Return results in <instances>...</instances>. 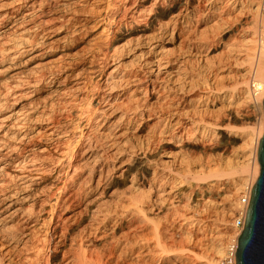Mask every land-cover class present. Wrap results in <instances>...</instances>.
<instances>
[{
  "label": "bare ground",
  "instance_id": "obj_1",
  "mask_svg": "<svg viewBox=\"0 0 264 264\" xmlns=\"http://www.w3.org/2000/svg\"><path fill=\"white\" fill-rule=\"evenodd\" d=\"M259 10L0 0V264H218L259 171Z\"/></svg>",
  "mask_w": 264,
  "mask_h": 264
},
{
  "label": "water",
  "instance_id": "obj_2",
  "mask_svg": "<svg viewBox=\"0 0 264 264\" xmlns=\"http://www.w3.org/2000/svg\"><path fill=\"white\" fill-rule=\"evenodd\" d=\"M262 109L264 113V97ZM257 160L258 176L251 187L243 230L237 237L235 264H264V128L257 148Z\"/></svg>",
  "mask_w": 264,
  "mask_h": 264
},
{
  "label": "rangeland",
  "instance_id": "obj_3",
  "mask_svg": "<svg viewBox=\"0 0 264 264\" xmlns=\"http://www.w3.org/2000/svg\"><path fill=\"white\" fill-rule=\"evenodd\" d=\"M259 11H260L261 15L264 16V13H262L261 10H259ZM256 29H257V37L259 38L261 30H264V24L262 25L261 23H258ZM208 33H210V32H208V30H206V32H204V34H208ZM260 111L262 112L263 109L260 108V110L259 109L257 110L258 116H259ZM207 121L210 123H214L215 120H209L208 119ZM229 125L232 129H237L240 131L241 130H251L253 127L252 121L250 122V120H248L244 124H242L240 122L230 121ZM210 168L217 169L219 167L215 166V165H211ZM119 189H123V186L119 187ZM240 197H241V194L238 196V200L240 199ZM236 216L237 215L235 214L234 217L232 218V222H234ZM213 226L214 225H212V227ZM236 232H237V229L235 227L227 232V234L229 235L228 236V244L234 239ZM147 237L151 238L152 236H151V234H149ZM165 249H168V250L175 252V253H179L182 256H186L188 258L189 264H195L198 260L203 259L205 257V255L208 253L203 247H201L198 244H191V243L181 242V241H176L169 246L167 245L165 247ZM59 256H61V255H59ZM225 256H226V250L220 256L218 264H228L224 261Z\"/></svg>",
  "mask_w": 264,
  "mask_h": 264
},
{
  "label": "built area",
  "instance_id": "obj_4",
  "mask_svg": "<svg viewBox=\"0 0 264 264\" xmlns=\"http://www.w3.org/2000/svg\"><path fill=\"white\" fill-rule=\"evenodd\" d=\"M260 10L262 13H264V0H260ZM250 197V192L246 190L244 193L241 194L240 199L238 200L239 207L238 211L236 212V217L233 222L234 227L237 229L236 235L234 239L228 244L227 250H226V256L224 258V261L228 264H235V249L237 248V237L240 235L241 231L243 230V224H244V217L248 205Z\"/></svg>",
  "mask_w": 264,
  "mask_h": 264
}]
</instances>
